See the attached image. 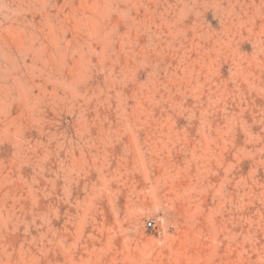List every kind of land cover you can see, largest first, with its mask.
<instances>
[{
	"label": "rangeland",
	"instance_id": "1",
	"mask_svg": "<svg viewBox=\"0 0 264 264\" xmlns=\"http://www.w3.org/2000/svg\"><path fill=\"white\" fill-rule=\"evenodd\" d=\"M0 264H264V0H0Z\"/></svg>",
	"mask_w": 264,
	"mask_h": 264
},
{
	"label": "built area",
	"instance_id": "2",
	"mask_svg": "<svg viewBox=\"0 0 264 264\" xmlns=\"http://www.w3.org/2000/svg\"><path fill=\"white\" fill-rule=\"evenodd\" d=\"M148 225H151V222H147Z\"/></svg>",
	"mask_w": 264,
	"mask_h": 264
}]
</instances>
